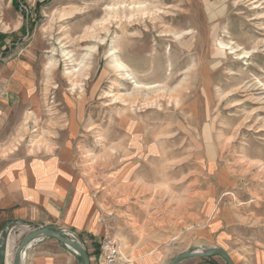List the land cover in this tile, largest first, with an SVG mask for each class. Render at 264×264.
I'll use <instances>...</instances> for the list:
<instances>
[{
	"label": "rangeland",
	"instance_id": "1",
	"mask_svg": "<svg viewBox=\"0 0 264 264\" xmlns=\"http://www.w3.org/2000/svg\"><path fill=\"white\" fill-rule=\"evenodd\" d=\"M5 37L43 62L41 110L26 116V136L0 145V158L52 151L73 112L83 129L75 164L121 247L116 264H169L212 248L241 260L264 252V0H0V58ZM112 52L134 79L122 80ZM134 125L144 139L129 163L121 129ZM136 169L139 178L125 177ZM102 225L87 240L62 230L91 264ZM57 244L63 264H81ZM191 260L183 264H224Z\"/></svg>",
	"mask_w": 264,
	"mask_h": 264
},
{
	"label": "crops",
	"instance_id": "2",
	"mask_svg": "<svg viewBox=\"0 0 264 264\" xmlns=\"http://www.w3.org/2000/svg\"><path fill=\"white\" fill-rule=\"evenodd\" d=\"M9 43L8 37L1 42V49L5 53L0 58V131H4L0 145L13 142L18 135L26 136L29 130L26 116L35 117L39 110L33 106L37 103L38 93L35 88L40 76V62L43 61L33 48H9ZM42 110L47 113V117H54L59 113L54 107ZM67 115L66 124L59 128L62 141L56 142L52 151L29 154L16 150L17 152L11 151L9 156L0 158V232L12 221L28 224L11 231L7 242L9 255L5 264H11L17 245L30 229L54 227L74 233L84 240L90 238L89 235L96 236L100 232L95 191L75 164L76 143L80 144L83 129L73 112L69 110ZM135 127L140 138L137 142L139 150L132 146L137 134ZM121 131L128 139L125 146L127 150L124 152L127 161L139 162L140 142L144 139V134L138 125L123 127ZM139 176L138 169L125 173L126 178ZM59 249L55 240L35 241L25 250L20 264H63L64 255ZM228 254L234 264H264V252L257 253L248 260ZM126 256L128 257L127 254ZM189 261L194 260L188 259L180 264Z\"/></svg>",
	"mask_w": 264,
	"mask_h": 264
},
{
	"label": "water",
	"instance_id": "3",
	"mask_svg": "<svg viewBox=\"0 0 264 264\" xmlns=\"http://www.w3.org/2000/svg\"><path fill=\"white\" fill-rule=\"evenodd\" d=\"M28 224L22 221L9 222L0 232V264H5L8 251V237L14 228L27 226ZM41 239H52L58 242L62 247L71 250L81 264H91L88 253L85 248L76 240L70 239L64 235L63 231L54 228L43 226L33 229L26 234L16 247L14 257L11 264H20L25 250L35 241ZM219 257L224 264H234L229 254L222 248H212L203 251H186L172 258L169 264H180L181 262L193 258H211Z\"/></svg>",
	"mask_w": 264,
	"mask_h": 264
},
{
	"label": "built area",
	"instance_id": "4",
	"mask_svg": "<svg viewBox=\"0 0 264 264\" xmlns=\"http://www.w3.org/2000/svg\"><path fill=\"white\" fill-rule=\"evenodd\" d=\"M25 8L19 7V11L23 12ZM97 223L102 225V220L97 219ZM103 232L100 242L97 247V253L94 258L97 264H116L118 260L123 258L121 247L117 240H115L111 233L110 227L106 224L102 225Z\"/></svg>",
	"mask_w": 264,
	"mask_h": 264
},
{
	"label": "bare ground",
	"instance_id": "5",
	"mask_svg": "<svg viewBox=\"0 0 264 264\" xmlns=\"http://www.w3.org/2000/svg\"><path fill=\"white\" fill-rule=\"evenodd\" d=\"M118 1V0H117ZM146 1V0H145ZM115 2V1H114ZM259 2L258 1H254L253 3H252V5L254 4V5H256V6H254L253 7V9H256V8H258L259 6V4H258ZM115 9V8H114ZM108 10H110V8L108 9ZM124 12V11H123ZM122 12V13H123ZM145 13V12H144ZM119 14V13H118ZM178 15V14H177ZM119 17V16H118ZM111 21H117V16H111ZM163 21V20H162ZM121 22V21H120ZM129 22V21H128ZM102 24V23H101ZM117 54V53H116ZM115 54V52H112L111 53V55H112V57H111V59H112V62L114 63V65H115V69L116 70H118V71H121L120 73H121V77H122V80L124 81V80H132V79H134V77H132V75L128 72V69H127V67L125 66V65H123L120 61H118L117 59H116V57L117 56H115L116 55ZM121 79V78H120ZM136 81V80H135ZM134 81V82H135ZM137 84V83H136ZM141 84V83H140ZM139 84V85H140ZM74 85V84H73ZM139 85H137V86H139ZM145 86V85H144ZM120 88V87H119ZM127 88V87H126ZM136 90V89H135ZM112 91V90H111ZM106 94V93H105ZM133 94V93H132ZM108 95V94H107ZM106 95V96H107ZM113 96V99L114 100H117V99H119L120 97H118L117 95H111V97ZM121 96V95H120ZM141 97V96H140ZM161 97V96H160ZM121 102V101H120ZM113 103V102H112ZM122 104V103H121ZM114 105V104H113ZM105 106V105H104ZM115 106V105H114ZM144 106V105H143ZM159 106V105H158ZM124 107V106H123ZM118 109V108H117ZM124 114V113H123ZM136 120V119H135ZM112 125V124H111ZM144 130V129H143ZM152 131V130H151ZM108 140V139H107ZM143 141V140H142Z\"/></svg>",
	"mask_w": 264,
	"mask_h": 264
},
{
	"label": "trees",
	"instance_id": "6",
	"mask_svg": "<svg viewBox=\"0 0 264 264\" xmlns=\"http://www.w3.org/2000/svg\"><path fill=\"white\" fill-rule=\"evenodd\" d=\"M13 1H16V0H13ZM99 242H100V240H98V242H97V247H98Z\"/></svg>",
	"mask_w": 264,
	"mask_h": 264
}]
</instances>
